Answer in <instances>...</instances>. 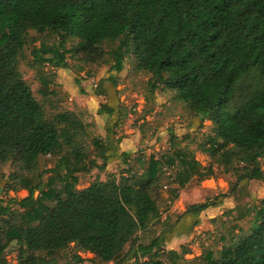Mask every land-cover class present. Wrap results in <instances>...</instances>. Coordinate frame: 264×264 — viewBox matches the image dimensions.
<instances>
[{
	"label": "trees",
	"instance_id": "trees-1",
	"mask_svg": "<svg viewBox=\"0 0 264 264\" xmlns=\"http://www.w3.org/2000/svg\"><path fill=\"white\" fill-rule=\"evenodd\" d=\"M68 38L76 39L77 46L66 49ZM106 42L117 45L106 52ZM29 44L34 69L47 65L66 70L73 54L92 67L107 55L110 71L119 74L129 57L137 70L151 75L150 94L159 86L170 90L196 118L211 123L219 143L210 153L221 151L222 160L238 158L249 168L240 180L264 184L259 166L261 160L264 164V0H0V164L16 163L31 171L40 159L56 160L38 175L51 173L49 182L41 187L29 178L28 195L19 201L35 216L24 220L18 214V223L0 225V264H8L6 250L12 242L18 264H57L48 255L64 252L70 244L101 263L124 264L133 252L132 264H164V258L183 264L189 254L185 247L166 250L160 236L139 242V234L159 221L152 190L163 165L179 168V186L190 180L193 170L198 180L213 175L176 148L170 133L171 153L162 160L137 157L141 173L127 168L125 180L111 174L76 190L77 175L104 171L121 139H112V129L103 139H92L98 164L82 145L84 125L74 113L46 116L18 70ZM105 81L116 87L113 76ZM105 81L96 86L95 95L105 94ZM75 83L80 86L77 79ZM114 113L106 103L97 111L99 116ZM121 156L128 165V154ZM55 178L62 180L59 191L50 188ZM175 192L170 191L171 201ZM217 205L192 204L164 230L172 231L185 214L197 217ZM12 215L0 201V218ZM82 262L73 255L67 264ZM202 262L264 264V212L217 259L208 252Z\"/></svg>",
	"mask_w": 264,
	"mask_h": 264
},
{
	"label": "rangeland",
	"instance_id": "rangeland-1",
	"mask_svg": "<svg viewBox=\"0 0 264 264\" xmlns=\"http://www.w3.org/2000/svg\"><path fill=\"white\" fill-rule=\"evenodd\" d=\"M77 44L76 39L68 38L66 49ZM116 45L117 42H106L102 48L107 52ZM31 47L32 44L26 47L18 70L46 116L63 111L74 113L84 125V133L80 138L82 145L88 156L98 164H101V160L93 151L92 139H103L109 129L115 134L112 138L114 141L121 139L104 171L93 169L77 175L76 190H82L96 181H105L111 174L117 180H125L127 175L123 171L127 168L141 173L137 157L142 156L144 161L150 158L153 161L162 160V157L171 153L172 133L176 148L181 149L201 168L212 169L213 175L209 179L198 180L196 171L193 170L190 180L179 186V168L176 165L173 168L163 165L160 168L159 182L152 190L160 213L159 221L154 222L146 233L139 234V242L147 244L153 237L160 236L161 244L166 250L180 252L181 247L189 250L183 264H204L202 258L208 252L213 259H217L223 247L234 244L250 231L256 223L257 215L264 212V184L257 180L241 181L240 176L247 166L238 158L233 157L228 161L224 157L222 160L221 151L210 153L211 147L216 148V142L219 141L215 139L213 126L209 121L201 122L170 90L159 86L154 94H150L148 81L151 75L137 70L129 57L125 59L123 70L119 74L110 71L111 62L107 55L92 67L81 61L80 54H73L67 57L69 68L66 70L52 69L47 65L34 69L30 66ZM109 76L114 77L116 87L105 81ZM75 79L80 82V86L76 85ZM48 80L50 83L46 84ZM100 81H105L102 85L105 94L97 96L95 90ZM50 90L54 93H49ZM47 94L49 95L45 98ZM104 103L115 109L112 117L97 114L100 105ZM122 153L128 154V165L124 164ZM55 164V158L51 157L38 160L37 166L31 171L16 163L0 164V201L13 213L12 216L0 218V225L18 223V214L24 220L35 216V212L29 216L19 201L28 195L29 178L33 182L39 181L41 187H44L49 182L51 173L44 172L40 178L38 175L53 168ZM259 166L264 172L262 160L259 161ZM234 186V191L230 192ZM61 187L62 180L55 178L50 188L59 191ZM170 191H176L177 198L174 201L170 200ZM210 201L217 202L218 205L208 208L197 217L185 214L172 231L165 232L163 226L173 224L188 206ZM47 205H52V202L49 201ZM73 255L83 259L81 264H111L101 263L74 244H70L64 252L52 253L48 257L56 259L57 264H67ZM132 255L133 252L124 264L133 263ZM6 259L8 264H18L15 242L10 243L7 248ZM164 264H169L165 258Z\"/></svg>",
	"mask_w": 264,
	"mask_h": 264
}]
</instances>
